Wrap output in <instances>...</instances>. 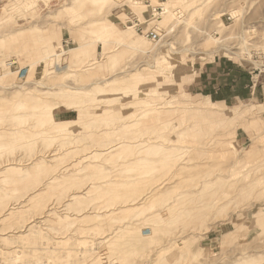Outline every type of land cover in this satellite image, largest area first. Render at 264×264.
<instances>
[{
	"label": "rangeland",
	"instance_id": "1",
	"mask_svg": "<svg viewBox=\"0 0 264 264\" xmlns=\"http://www.w3.org/2000/svg\"><path fill=\"white\" fill-rule=\"evenodd\" d=\"M0 264H264V0H0Z\"/></svg>",
	"mask_w": 264,
	"mask_h": 264
},
{
	"label": "crops",
	"instance_id": "2",
	"mask_svg": "<svg viewBox=\"0 0 264 264\" xmlns=\"http://www.w3.org/2000/svg\"><path fill=\"white\" fill-rule=\"evenodd\" d=\"M212 67H207L206 77L207 83L216 80L215 90H209L206 96H215V100L219 102H226L240 100V98L255 97L254 86H250L249 76L244 72L239 64L220 60L211 64ZM215 76V77H214ZM245 79V83L241 79ZM218 88V90H216ZM226 92V93H225ZM215 93V94H213ZM221 94V95H220Z\"/></svg>",
	"mask_w": 264,
	"mask_h": 264
},
{
	"label": "bare ground",
	"instance_id": "3",
	"mask_svg": "<svg viewBox=\"0 0 264 264\" xmlns=\"http://www.w3.org/2000/svg\"><path fill=\"white\" fill-rule=\"evenodd\" d=\"M162 6V5H161ZM167 6V5H166ZM164 8V7H163ZM155 10V9H154ZM164 10V9H163ZM160 16V15H159ZM129 27V26H128ZM103 28L104 29H106L107 31L106 32H108V35L109 36H113V35H115V34H118V32H117V30L115 29V27L111 24H105L104 26H103ZM135 31V30H134ZM124 34V33H123ZM139 40H141V39H139ZM143 42V41H142ZM28 43V42H27ZM84 43H86V42H84ZM29 44V43H28ZM33 45H34V43H33ZM79 46V45H78ZM29 47V46H28ZM35 47V46H34ZM82 46H80V48H81ZM74 49V50H77L75 53H73V56H75V54L77 55H79L80 53H82V50L81 49ZM72 56V57H73ZM58 60V59H57ZM57 62V61H56ZM55 63V62H54ZM59 63V62H58ZM63 63V62H62ZM56 64V63H55ZM59 65V64H58ZM55 66H57V65H55ZM64 66H66V65H64ZM64 66L63 67H61V68H59V67H57V69L58 70H61V69H63L64 68ZM55 70V69H54ZM55 71H57V70H55ZM99 90H101V89H99ZM148 101V100H147ZM210 104H213V103H211L210 102ZM199 109H202V108H200L199 107ZM207 109V108H206ZM206 109H202L203 110V112H207V111H209V110H206ZM152 111V110H151ZM215 114V116L217 115V116H220L221 117V113L219 112L218 113V111H213ZM209 114H211V112H209ZM223 120H225L226 121V119H223L222 117L220 118V121H223ZM138 122V121H137ZM135 124V123H134ZM126 126V125H125ZM199 132H200V130H198ZM124 140V139H123ZM116 145V144H115ZM158 146V145H157ZM174 146V145H173ZM154 151V150H153ZM191 151V150H190ZM170 180V179H169ZM205 184V183H204ZM201 185V184H200ZM244 187H245V185H243ZM242 188V187H241ZM242 190H244V189H242ZM36 191V190H35ZM84 191V190H83ZM193 192V191H192ZM82 193V192H81ZM212 203V202H211ZM138 205V204H137ZM131 206V205H130ZM123 207V206H122ZM13 208V207H12ZM9 209V208H8ZM5 215V214H4ZM180 240V239H179ZM201 249V248H200Z\"/></svg>",
	"mask_w": 264,
	"mask_h": 264
},
{
	"label": "built area",
	"instance_id": "4",
	"mask_svg": "<svg viewBox=\"0 0 264 264\" xmlns=\"http://www.w3.org/2000/svg\"><path fill=\"white\" fill-rule=\"evenodd\" d=\"M146 36L149 37L152 41H155L159 38V31L156 28L148 30V32H146Z\"/></svg>",
	"mask_w": 264,
	"mask_h": 264
}]
</instances>
